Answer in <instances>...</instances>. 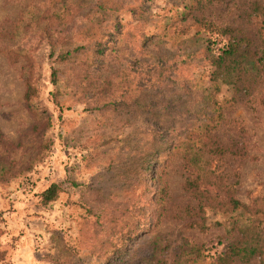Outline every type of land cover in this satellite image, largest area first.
I'll return each mask as SVG.
<instances>
[{
  "label": "rangeland",
  "instance_id": "374dc122",
  "mask_svg": "<svg viewBox=\"0 0 264 264\" xmlns=\"http://www.w3.org/2000/svg\"><path fill=\"white\" fill-rule=\"evenodd\" d=\"M197 1L0 0V264H102L126 240L123 258L132 249L142 257L154 233L168 242L165 264L193 244L209 262L246 229L264 259V16L246 20L254 0ZM69 4L80 9L68 13ZM225 28H242L262 55L258 62L237 49L262 74L249 91L235 94L210 76V57L227 38L214 32ZM96 41L105 53L91 72L121 90L93 98L78 75L83 54L59 56ZM31 68L36 92L27 101ZM111 100L120 105L103 106ZM204 129L225 152L200 150L185 164ZM205 159L211 174L198 183L207 201L199 231L190 225L197 218L185 216L198 205L185 183L188 165L196 171ZM52 182L61 191L42 204L38 193ZM227 188L244 208L229 211Z\"/></svg>",
  "mask_w": 264,
  "mask_h": 264
},
{
  "label": "trees",
  "instance_id": "16d2710c",
  "mask_svg": "<svg viewBox=\"0 0 264 264\" xmlns=\"http://www.w3.org/2000/svg\"><path fill=\"white\" fill-rule=\"evenodd\" d=\"M97 2H100V0H97ZM197 8H199L200 5L203 4V1L199 0L197 1ZM69 6L72 9H68L67 12L71 13L78 11L80 7L76 5L69 4ZM116 6V3H113V8ZM100 8L109 9L110 7H104L102 3H99ZM259 16H264V3H262L260 0H254L250 2L249 7L247 11H245V17L246 20H252L254 18H257ZM63 24H67L68 20L64 18L62 20ZM60 26V25H59ZM70 28V27H69ZM216 36H227L226 41L222 43L220 46L219 51L210 58V63L213 65V69L210 73V76L212 77V80L219 79L224 84H231L234 87V93L237 94L238 91L244 90L246 91L248 88V91L250 87L256 82L261 80L262 74L259 70H253L247 68L246 64L242 63V55L237 53V49L240 45H243L247 47V52L251 57H254L258 60V62H261L262 55L257 56L258 51L250 50V40L244 33V30L241 28L233 29V28H225L220 29L217 32H214ZM70 35V34H69ZM83 45H77L73 47L71 50H66L65 52L61 53L59 58L60 59H67L70 54L79 51L83 54V59L81 61V64H85L81 71L78 73L80 77V81H83L82 85V92L83 94L87 92H90L94 97L96 96H103L104 93L110 89V88H119V85L114 84L112 82H109L106 78L101 81L100 77L98 75H93L94 73L91 72L92 64L97 63L99 60H102L103 54L105 53V49H103L102 43L99 41H96L93 46L89 47L86 50H83ZM112 45H110L107 48H111ZM261 51V49H259ZM88 68V71L86 69ZM169 67V65H168ZM164 68L163 65H158L159 73ZM52 72L51 81L54 84L56 77L54 75V71ZM32 68L31 70L27 72L24 78V86L25 90L23 93L24 99L29 100L31 97L35 95L36 92V86L34 81L32 80ZM131 85L129 84V87ZM120 89V88H119ZM121 90V89H120ZM218 90V86L214 85L213 87V93ZM247 91V92H248ZM124 94H122L120 97H122ZM232 100V98H230ZM120 103L115 101H109L106 103H103L104 107H117ZM219 116H217L218 118ZM151 134L153 136H156L157 132L151 131ZM196 139L199 141V145L196 146V152L190 153V158H186V155H183V157L186 159L184 163H190V161H195L194 157L201 156L200 150H205L209 157H213V155H216L218 157L222 156V154L225 152V149L216 142L207 129H204L202 132H199L196 136ZM170 150H177V152L183 151L185 149H180L179 147L175 145H170ZM208 163V159H205L202 161L203 167L200 165L196 168V171L193 170V167L191 165H188V167L193 171V175L189 177L186 180L185 183V190L189 192L193 197L198 198V205L197 207H193V213H187L185 212V216L187 217H194L197 219H193V221L190 223L191 226H196L199 231H204L206 229V226L203 222V216L200 214L202 211V206L207 203L205 200L204 203H201V194L198 190V183H203L209 180L211 171L208 170L206 167H204ZM228 191H225L224 197L225 202L224 204L227 205L229 211H234L239 208H244V204H242L239 200L235 199L232 194L231 190L227 188ZM61 191V187L58 183H50L47 185L44 189H42L39 193V200L42 204H46L52 200H54L57 197V194ZM207 199L211 197L210 194L206 193ZM136 209L139 211L144 212V208L141 206H136ZM260 210L256 209V213L254 217V220H257L258 223L261 222L260 218L257 217V213H259ZM132 228H137L139 225V220L134 219L131 224ZM138 231V230H137ZM246 230H243L241 233V237L238 239L232 240L228 242L223 249L216 253L213 256V260L209 262H205V254L201 251V245L193 244L191 245L190 249L186 253V257L182 260H180L177 264H246L254 257H258L259 264H264V259L261 257L262 249L258 245L257 242L253 243L252 239L250 237H247ZM117 232V231H116ZM135 246L138 245V242H134ZM125 243H127V240L124 241V244L121 248L118 249L116 254H113L112 256L108 255L104 258V261L102 264H127L129 262L130 264H165L164 261V251L166 250L168 246V242L160 236L158 233H154L152 235L151 240L146 244V256L139 257L137 254L136 249H132V253L135 254L133 256H128L127 258H123V256L127 253V248H125Z\"/></svg>",
  "mask_w": 264,
  "mask_h": 264
}]
</instances>
